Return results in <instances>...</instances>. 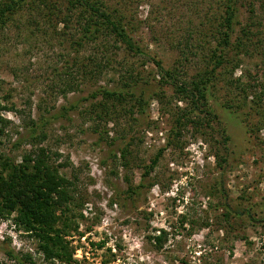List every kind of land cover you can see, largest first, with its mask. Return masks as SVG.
<instances>
[{
  "label": "rangeland",
  "instance_id": "obj_1",
  "mask_svg": "<svg viewBox=\"0 0 264 264\" xmlns=\"http://www.w3.org/2000/svg\"><path fill=\"white\" fill-rule=\"evenodd\" d=\"M106 1L122 7L132 37L144 51L126 55L120 49L113 58L134 65L142 75V89L162 90L163 98L152 97L142 113L121 114L118 121L113 120L114 113L106 121L89 115L84 111L88 102L80 101L74 111L43 123L39 146L50 153L52 164H63L59 173L73 183L71 226L64 237L71 264H264L260 2L252 0L254 13L249 18V0H241L245 4L239 7L230 39L242 37L240 28L252 22V34L244 41L247 50L228 51V61L217 68L218 79L206 102L210 113L200 115V126L187 125L177 136L170 132L175 115L171 113L186 105L171 87L157 85L151 59L164 68L178 65L181 56L175 42L187 30L194 34L201 12L214 10V0ZM30 13H17L0 30V106H5L0 109V154L14 161L30 148L29 121L54 114L97 86H114L117 79L113 70L106 69L95 83L82 81L78 91L63 94L74 59L82 61L92 46L76 53L70 34L62 35L61 22L35 23ZM192 58L182 65L186 78L204 66L197 55ZM115 121L117 125L112 124ZM123 142L130 144L126 168L119 164L118 154L114 160L110 153ZM154 156L157 161L142 187L127 195L126 187L138 183L143 166ZM12 215L0 217V264H12L3 248L29 254L33 264H65L43 260L35 239L14 223ZM159 230L165 239L157 248L150 236Z\"/></svg>",
  "mask_w": 264,
  "mask_h": 264
},
{
  "label": "trees",
  "instance_id": "obj_2",
  "mask_svg": "<svg viewBox=\"0 0 264 264\" xmlns=\"http://www.w3.org/2000/svg\"><path fill=\"white\" fill-rule=\"evenodd\" d=\"M256 1L260 2L263 11L264 0ZM253 3L252 0L246 3L249 18L254 13ZM213 4L214 10L210 7L209 11L212 9L210 12L205 10L201 12L199 22L194 27V34L187 30V34L175 42L181 56L178 65L173 68H164L159 60L151 59L157 69V85L171 87L176 97L183 100L186 105L171 113L175 115H172L173 125L170 132L174 135L176 133L177 136L190 125L192 128L200 126L203 120V116L201 118L200 115L210 113L206 108V102L218 79L217 68L222 69L221 67L228 61L229 50L246 52L244 41L252 34L251 22L248 28L246 26L240 28L242 37L230 39L234 26L238 24L239 7L245 2L214 0L211 6ZM25 10L31 11L30 15L35 23L38 20L55 25L61 22L62 35L70 34L69 43L75 46L73 48L76 53L86 45L92 46V52L83 57L82 61L74 59L73 67L69 68L68 78L62 88L63 94L78 91L82 81L90 80L91 83H95L106 69L113 70L117 74L114 86H97L88 91L86 96H80L70 102L68 106L59 107L54 114L45 118L41 117L39 121H29L30 128L26 137L30 139V148L21 155L19 161L0 154V217L13 214L14 223L35 239V248L41 253L43 260L55 259L71 264L74 260L68 252L64 237L71 226V216L68 212L71 214L69 204L73 201L71 194L73 183L59 173L58 168L63 164H52L50 153L39 146L40 139L44 137L41 131L43 123L48 119L55 120L64 113L74 111L78 108L80 101L88 102L84 111L105 121L113 113L116 114L113 120L117 121L121 114L123 117L125 114L133 117L136 111L142 113L152 97L161 101L163 91L146 93L139 83L140 81L144 83L142 75L134 65L124 59L113 58L120 49L126 55L144 54L132 37V31L127 24L129 17L122 11V7L108 4L106 0H0V30L14 15ZM35 26L38 25L35 24ZM196 55L204 61V66L196 70L193 76L186 78L184 74L186 69H183L182 65L188 64L189 59L193 61L192 57ZM73 68H76L75 71ZM220 73L218 71V75H222ZM4 107L0 106V109ZM261 117L264 120V112ZM112 124L117 125V122ZM258 127L255 129L258 130ZM220 132H223V129ZM222 136V140L227 137L224 134ZM114 140V137L111 138L108 145L111 146ZM171 140L169 138L164 145H169ZM129 146V143L123 142L120 146L110 149L112 158L116 160L118 154L119 164L124 168L129 165L127 160L130 154ZM215 156H218L217 153ZM156 161L157 156H154L146 166H143L144 170L138 183L135 186L126 187L127 195L136 193L142 187L145 177ZM124 178L128 180L125 176ZM151 238L154 245L159 248L165 239V232L159 230V233L150 236ZM102 243H97V246L100 247ZM2 251L12 264H33L27 253L14 252L11 248H3Z\"/></svg>",
  "mask_w": 264,
  "mask_h": 264
}]
</instances>
